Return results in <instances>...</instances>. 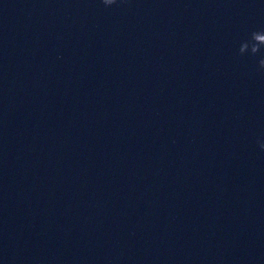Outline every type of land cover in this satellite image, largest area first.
<instances>
[{
	"label": "water",
	"instance_id": "obj_1",
	"mask_svg": "<svg viewBox=\"0 0 264 264\" xmlns=\"http://www.w3.org/2000/svg\"><path fill=\"white\" fill-rule=\"evenodd\" d=\"M264 0H0V264H264Z\"/></svg>",
	"mask_w": 264,
	"mask_h": 264
},
{
	"label": "clouds",
	"instance_id": "obj_2",
	"mask_svg": "<svg viewBox=\"0 0 264 264\" xmlns=\"http://www.w3.org/2000/svg\"><path fill=\"white\" fill-rule=\"evenodd\" d=\"M101 3L105 8H111L121 5L124 0H101ZM262 49H264V31H255L251 33L249 39L240 44L238 55L240 57L247 55L255 57L261 53ZM258 71L264 72V58L258 61ZM257 143L260 149L264 150V141H258Z\"/></svg>",
	"mask_w": 264,
	"mask_h": 264
}]
</instances>
